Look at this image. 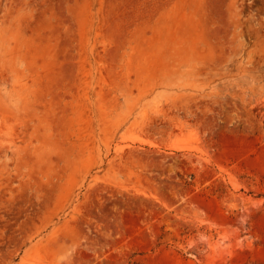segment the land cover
Segmentation results:
<instances>
[{
	"label": "rangeland",
	"instance_id": "1",
	"mask_svg": "<svg viewBox=\"0 0 264 264\" xmlns=\"http://www.w3.org/2000/svg\"><path fill=\"white\" fill-rule=\"evenodd\" d=\"M0 264H264V0H0Z\"/></svg>",
	"mask_w": 264,
	"mask_h": 264
}]
</instances>
